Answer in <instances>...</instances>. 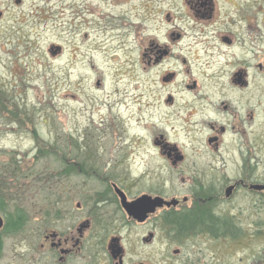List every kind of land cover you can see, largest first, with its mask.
Here are the masks:
<instances>
[{"label":"rangeland","instance_id":"374dc122","mask_svg":"<svg viewBox=\"0 0 264 264\" xmlns=\"http://www.w3.org/2000/svg\"><path fill=\"white\" fill-rule=\"evenodd\" d=\"M188 2L0 0V264H36L39 233L65 230L105 178L170 198L191 162L211 173L214 93L254 37L236 21L246 0H209L206 16Z\"/></svg>","mask_w":264,"mask_h":264},{"label":"flooded vegetation","instance_id":"af4514ba","mask_svg":"<svg viewBox=\"0 0 264 264\" xmlns=\"http://www.w3.org/2000/svg\"><path fill=\"white\" fill-rule=\"evenodd\" d=\"M188 1L197 14L212 11L209 0ZM245 5L236 21L254 38L249 59H225L226 83L214 93L211 173L198 177L199 164L191 162V176L182 179L186 194L170 198L135 197L115 179L101 180L104 190L64 216L65 230L39 233L36 264H264V0ZM155 144L172 166L187 163L167 143ZM141 196L159 198L160 205L135 211Z\"/></svg>","mask_w":264,"mask_h":264},{"label":"water","instance_id":"95a60500","mask_svg":"<svg viewBox=\"0 0 264 264\" xmlns=\"http://www.w3.org/2000/svg\"><path fill=\"white\" fill-rule=\"evenodd\" d=\"M117 192H119V190H117ZM119 193L121 194V192H119ZM160 201H161V199H159V198L153 199V198L148 197V196H141L135 200V211L139 210V209H145V210L150 209V208L152 209L155 206H159ZM2 227H3V220L0 217V230L2 229Z\"/></svg>","mask_w":264,"mask_h":264},{"label":"trees","instance_id":"16d2710c","mask_svg":"<svg viewBox=\"0 0 264 264\" xmlns=\"http://www.w3.org/2000/svg\"><path fill=\"white\" fill-rule=\"evenodd\" d=\"M0 208H1V204H0ZM18 221H19V223L16 224L15 230L21 228V225H22V223H20L21 219L19 218Z\"/></svg>","mask_w":264,"mask_h":264},{"label":"bare ground","instance_id":"6f19581e","mask_svg":"<svg viewBox=\"0 0 264 264\" xmlns=\"http://www.w3.org/2000/svg\"><path fill=\"white\" fill-rule=\"evenodd\" d=\"M61 12L68 11L70 8L68 6L61 7Z\"/></svg>","mask_w":264,"mask_h":264}]
</instances>
